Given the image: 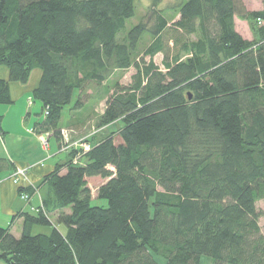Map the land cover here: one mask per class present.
I'll use <instances>...</instances> for the list:
<instances>
[{"label":"trees","instance_id":"obj_1","mask_svg":"<svg viewBox=\"0 0 264 264\" xmlns=\"http://www.w3.org/2000/svg\"><path fill=\"white\" fill-rule=\"evenodd\" d=\"M160 1L149 0L126 30L135 0H0V66L8 70L0 104L11 103L9 82L26 83L39 69L32 98L43 118L33 132L60 147L64 132L66 146L89 145L70 146L45 176L42 205L13 216L22 218L18 237L0 226L5 263L264 264V0L256 11L242 0H179L166 9ZM236 16L250 21L251 40ZM144 34L148 61L135 56ZM132 66L130 83H115L91 131L70 135L83 121L58 126L74 91L81 97ZM119 121L116 143L102 129ZM90 177L105 179L96 197L106 207L91 205Z\"/></svg>","mask_w":264,"mask_h":264},{"label":"crops","instance_id":"obj_2","mask_svg":"<svg viewBox=\"0 0 264 264\" xmlns=\"http://www.w3.org/2000/svg\"><path fill=\"white\" fill-rule=\"evenodd\" d=\"M171 17L170 20L175 18V16ZM3 67L5 66H0V78L8 79V70ZM32 73L35 76H32L34 77L33 81L29 84H26L28 81L23 84L9 82L11 103L7 106H1L3 104H0V226H8L11 234L15 237L21 234L22 218L16 216L13 219V216L21 212H32L33 209H37L42 205L48 193L45 176L53 171L56 164L63 163L66 160V155L63 158L60 157L63 152L59 151V142L53 135L36 134L32 130L33 124L39 118L36 116L37 113L32 111V104H26L24 99L30 93L32 95V90L36 87L41 72L39 69H33ZM17 101H19V107L14 110L13 107ZM10 112H12V118L15 115L17 121L24 114V119L32 123L31 127H27L26 132L21 128L23 125H19V130L13 129L14 127H11L9 122L6 121ZM12 118L10 117V119ZM24 119L22 118L23 121ZM52 138L54 139L53 142H51ZM44 139L47 141L46 145L43 144ZM16 169H23L25 175L20 177L18 182H13L12 175ZM19 187L25 190L23 193L27 195L26 198L18 192ZM52 213L54 218L56 214L55 212ZM33 229L34 227L32 231ZM39 232L48 233L50 227ZM205 261L209 262L207 258H205ZM0 264L7 263L0 259Z\"/></svg>","mask_w":264,"mask_h":264},{"label":"rangeland","instance_id":"obj_3","mask_svg":"<svg viewBox=\"0 0 264 264\" xmlns=\"http://www.w3.org/2000/svg\"><path fill=\"white\" fill-rule=\"evenodd\" d=\"M148 1L149 0H135V11L136 13L134 14L133 17L129 18L126 20L125 22V29L128 30L131 26H133L134 24L138 23L141 21V16H143L146 13V7L148 5ZM179 0H161L160 2V7L163 8H169L172 7L174 4H176V2ZM242 3L244 5V8L247 11H256V10H260L263 8V3L262 0H242ZM173 13V12H172ZM172 13L171 11H166V15L168 17V19L172 18ZM235 21V27L238 30V32L246 39L251 40L252 39V32H251V23L249 20H247L244 17H235L234 18ZM125 33L122 32L118 35V38L120 40L123 39ZM151 42V38L144 34L142 39L140 40L139 44H138V49L135 52V56L137 57V59L143 58L145 61L149 60V57H143L141 52L143 51V49ZM161 60H162V55L160 54H156L153 58L152 61L157 64V65H161ZM140 61V60H139ZM7 70L6 67H3ZM37 70V69H35ZM33 71V70H32ZM31 71V73H32ZM135 73V68L132 66L130 67L128 70L125 71H111L109 77L107 78V80L101 84V85H97L96 89L94 87H87L86 88V93L84 92L82 94L81 97H79V93L78 91H74L71 102L69 104H67L62 112H61V118L59 119L58 122V126L59 127H69L70 125L74 124V123H79L83 121V124L78 125L76 127H72L71 129L67 128L68 130H70V135L71 132L72 134L75 132L76 134L78 133H86L85 131H87L89 129V131H91L92 129L90 128V125L93 124V118L96 114L100 113L104 107V103H105V98L107 97V94L114 88V85L116 82H119L122 85L125 84H129L130 80H131V76ZM32 76L33 73L29 76L28 78V83L29 84L33 81ZM29 86V85H28ZM83 96H85V98L83 99ZM78 100H80L82 102V104L80 106H76V103L78 102ZM20 102H22L21 100H19ZM19 101H17V103L15 104V106L13 107L14 110H17V108L19 107ZM25 103H29L32 104L31 108L32 111L34 113H37V118L42 119L43 116L40 113V102L37 100H34L32 98L31 93L28 95V97H25L24 99ZM1 106H7L6 104L1 105ZM12 112L9 113V115H7L6 121L9 122L11 127H14L13 129L15 130H19V125H23L21 126V128H23V131H25V129L27 127H31L30 125H32L31 122H28L29 120L24 119V114L23 116L20 118L19 121L16 120V117L14 115V118H12ZM33 114V113H32ZM13 119H10V117ZM22 118L24 119V121L22 120ZM23 122V123H22ZM26 123V124H25ZM92 126V125H91ZM122 126V122H116L112 125H108L106 127H103L102 132L104 134L108 133L109 131H113L115 133L114 135V139L115 142L118 143L120 142V138L118 137L117 133V128ZM84 132V133H83ZM67 136V135H66ZM53 138L52 141L53 142ZM45 145V144H44ZM63 145V146H62ZM60 147L59 146V151L63 152L61 154V158L64 157V155H66L67 153V149L69 148V146L65 145L64 141ZM17 170V169H16ZM105 181V179H102L100 177H91L87 179V185L90 188L91 191V205H96V206H103L106 207L107 203L106 200L101 199V198H97L96 197V190L97 188L103 184ZM262 207H263V202L262 200L257 201L256 202V209L261 212L262 211ZM56 214V213H55ZM53 213L50 215V218L53 220V222H55V217L53 218ZM259 225L261 226V229L264 230V218L263 216H261L259 218ZM48 228V226H34V229L32 231V233H37L39 231ZM59 228L61 230H63L62 226H59ZM206 257H202L201 259V264H209L207 261L204 262Z\"/></svg>","mask_w":264,"mask_h":264},{"label":"built area","instance_id":"obj_4","mask_svg":"<svg viewBox=\"0 0 264 264\" xmlns=\"http://www.w3.org/2000/svg\"><path fill=\"white\" fill-rule=\"evenodd\" d=\"M63 135H64V138H65V140H64V143H65V145H66V143H67V136H66V133L64 132L63 133ZM43 144H47V141L44 139L43 140ZM75 147V148H78V147H83V149L84 150H87L88 148H89V145L87 144V143H84V142H81V141H76V142H73V143H71V144H69V147ZM24 175H25V173H24V170L23 169H17L16 171H15V173L12 175V180H13V182H18V180H19V178L20 177H24ZM21 195L24 197V198H26L27 197V195L26 194H24V193H21ZM33 209V208H32ZM34 211H36L37 209H33Z\"/></svg>","mask_w":264,"mask_h":264}]
</instances>
